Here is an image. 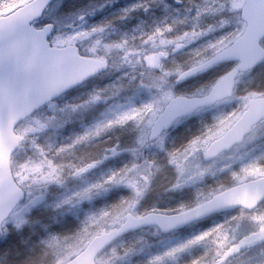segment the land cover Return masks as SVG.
I'll return each mask as SVG.
<instances>
[{"label": "snow or ice", "instance_id": "1", "mask_svg": "<svg viewBox=\"0 0 264 264\" xmlns=\"http://www.w3.org/2000/svg\"><path fill=\"white\" fill-rule=\"evenodd\" d=\"M174 2L0 0L3 264H264V0Z\"/></svg>", "mask_w": 264, "mask_h": 264}, {"label": "rangeland", "instance_id": "2", "mask_svg": "<svg viewBox=\"0 0 264 264\" xmlns=\"http://www.w3.org/2000/svg\"><path fill=\"white\" fill-rule=\"evenodd\" d=\"M68 2L72 9H87L89 8V5L98 6V11H92L85 17L88 23L92 24L104 19H111L113 16L118 14L120 8L130 5L131 3L136 2V0H68ZM171 5L173 8L177 7L172 3ZM72 9L69 10L72 11ZM182 11L183 9L181 8V12ZM162 15V7H157L153 13H145L143 9H139L133 10L128 17L124 18L123 21H114L113 23L119 30L123 31L136 24H139L140 21L143 20L145 21L144 27L146 29L147 25L151 24L153 20L161 18ZM172 15H176V13L173 12ZM58 19L61 28L74 22L73 17L68 15L58 17ZM85 87H91V84L86 85ZM0 264H3L2 260H0Z\"/></svg>", "mask_w": 264, "mask_h": 264}, {"label": "trees", "instance_id": "3", "mask_svg": "<svg viewBox=\"0 0 264 264\" xmlns=\"http://www.w3.org/2000/svg\"><path fill=\"white\" fill-rule=\"evenodd\" d=\"M92 6H93V5H92ZM93 8H94V7L89 6V8H87V9H93ZM70 9H72V8H70ZM75 10H77V9H72V11H75ZM25 237H26V238H30V237L27 236V234H25Z\"/></svg>", "mask_w": 264, "mask_h": 264}, {"label": "flooded vegetation", "instance_id": "4", "mask_svg": "<svg viewBox=\"0 0 264 264\" xmlns=\"http://www.w3.org/2000/svg\"><path fill=\"white\" fill-rule=\"evenodd\" d=\"M155 10H156V8H155V9H153V12H155Z\"/></svg>", "mask_w": 264, "mask_h": 264}]
</instances>
